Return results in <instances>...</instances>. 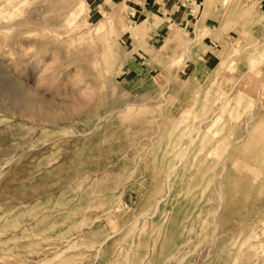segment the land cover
<instances>
[{
	"label": "rangeland",
	"instance_id": "374dc122",
	"mask_svg": "<svg viewBox=\"0 0 264 264\" xmlns=\"http://www.w3.org/2000/svg\"><path fill=\"white\" fill-rule=\"evenodd\" d=\"M78 1L15 0L28 23L0 30L4 63L39 58L0 67V264H264V12L246 4L199 85L183 59L131 78L127 0H80L61 39L41 31Z\"/></svg>",
	"mask_w": 264,
	"mask_h": 264
},
{
	"label": "crops",
	"instance_id": "0c3cea01",
	"mask_svg": "<svg viewBox=\"0 0 264 264\" xmlns=\"http://www.w3.org/2000/svg\"><path fill=\"white\" fill-rule=\"evenodd\" d=\"M223 1L127 0V16L135 27L128 45L131 78L164 72L173 60L183 59L177 76L199 85L206 83L231 50L229 45L242 33L241 20L249 9L246 4L264 12V0H234L227 7ZM233 21H237L234 26ZM223 96L213 94L206 99L218 108Z\"/></svg>",
	"mask_w": 264,
	"mask_h": 264
},
{
	"label": "bare ground",
	"instance_id": "6f19581e",
	"mask_svg": "<svg viewBox=\"0 0 264 264\" xmlns=\"http://www.w3.org/2000/svg\"><path fill=\"white\" fill-rule=\"evenodd\" d=\"M15 0H2L1 2H0V19H5V21H0V30H2V29H4V30H9V29H11V30H14L15 31V29H16V27L17 26H21L22 24H26V23H28V21L25 19V20H20V21H14V20H12L11 21V19L14 17L13 15L15 14V11H16V9L14 8L15 7V2H14ZM41 1H43V0H41ZM52 1V0H51ZM54 1H57V0H54ZM47 2V1H46ZM68 2V1H67ZM61 3V2H60ZM43 4V3H42ZM47 4V3H46ZM62 4V3H61ZM60 4V5H61ZM78 7H77V10L76 11H74V9L72 8V9H69L68 11H63V13H64V16L61 18V19H57L55 22L53 21V23H49V22H46V21H42L41 23H40V25H38L39 27H40V29H41V31H43V32H45L46 34H48V36H50V37H53L54 39H58V38H60L61 37V35L62 34H64L65 32H62V31H60L59 30V28L61 27V26H63L64 24H72L77 18H78V16H79V14H80V12L82 11V9L79 7V6H81L80 5V0L78 1ZM45 5V4H44ZM70 5V3H68V6ZM48 6V5H47ZM64 7H66L67 6V3L65 2L64 3V5H63ZM46 7V6H45ZM4 8V9H3ZM48 8V7H47ZM46 8V9H47ZM62 8V7H61ZM67 8V7H66ZM65 8V9H66ZM79 8V9H78ZM55 10V9H54ZM64 10V9H63ZM47 11H48V9H47ZM33 12V11H32ZM35 12V11H34ZM38 12V11H37ZM45 13V12H44ZM46 14H48V13H46ZM43 16V15H42ZM46 16V15H45ZM51 16V15H50ZM49 16V17H50ZM23 19H24V17H22ZM49 19V18H48ZM34 20H36L35 18H34ZM50 20H52V19H50ZM39 21H40V19H39ZM76 22V21H75ZM30 23V22H29ZM74 24V23H73ZM36 25V24H35ZM67 25V26H68ZM29 26V25H28ZM66 26V25H65ZM64 27V26H63ZM32 29V28H31ZM27 30V32H31V31H33V29L32 30ZM69 29H71V27L69 28ZM98 29H99V26L98 27H96L95 28V30L96 31H98ZM22 30H24V29H22ZM35 30V29H34ZM38 30V29H37ZM3 32V31H2ZM17 32V31H16ZM21 32V31H20ZM82 32V31H81ZM14 33V32H13ZM24 33V32H23ZM3 34V33H2ZM28 34V33H27ZM14 35H16V33H14ZM13 35V36H14ZM20 35H21V33H20ZM44 35V34H43ZM17 36V35H16ZM15 36V37H16ZM41 37V36H40ZM74 37V36H73ZM10 38H12V34H11V37ZM9 38V39H10ZM14 38V37H13ZM68 38H70V37H68ZM49 39V38H48ZM61 39V38H60ZM71 39V38H70ZM8 40V39H7ZM16 40V39H15ZM74 40H75V38H74ZM43 41V40H42ZM45 41V40H44ZM43 41V42H44ZM48 41V40H47ZM46 41V42H47ZM63 41V40H62ZM39 42V41H38ZM53 42H54V40H53ZM60 42V41H59ZM13 43H14V41H13ZM12 43V44H13ZM41 43V42H40ZM8 44H9V42H8ZM11 44V43H10ZM11 44V45H12ZM44 44V43H43ZM43 44H41L43 47H45ZM47 44V43H46ZM45 44V45H46ZM51 44V43H50ZM53 44V43H52ZM49 45V44H48ZM8 46V45H7ZM17 47V46H16ZM4 48H5V46H4ZM4 48H3V50H4ZM13 48V47H12ZM6 49V48H5ZM19 49V48H18ZM11 50V49H10ZM46 50V49H45ZM14 51V50H13ZM47 51V50H46ZM1 52H2V50H1ZM1 52H0V67L1 68H6V70L8 69V68H11V67H14V66H16L17 64H19V65H21V64H23V63H28V64H36V61H37V59H39V58H37V55H36V58H34V60L33 61H35L34 63L32 62V58L30 59V60H28L29 62H24L23 61V59H17V60H13V61H11V62H8V63H4L3 62V60L5 59L2 55H4V54H1ZM30 52V51H29ZM43 52V51H42ZM12 53H14V52H12ZM23 53V52H22ZM33 53V52H32ZM36 53V52H35ZM46 53V52H45ZM38 54H39V52H38ZM41 54H43V53H41L40 52V55ZM66 54V53H65ZM78 54V53H77ZM10 55H12V54H10ZM35 55V54H34ZM40 55H38V57H40ZM100 55V54H99ZM70 56V55H69ZM80 55L78 54V57H79ZM189 56V55H188ZM65 57V56H64ZM54 57L52 56L51 58H49V59H53ZM59 58V57H58ZM70 58V57H69ZM13 59H15V58H13ZM72 60L74 59V58H71ZM189 59V58H188ZM12 60V59H11ZM82 60V59H81ZM38 61H40V60H38ZM72 62V61H71ZM82 61H80V63H81ZM83 62H84V60H83ZM38 64V63H37ZM68 64H70V63H68ZM74 64H75V62H74ZM24 65V64H23ZM39 65V64H38ZM22 66V65H21ZM118 66V65H117ZM177 67V66H176ZM19 68H21V67H19ZM25 68V67H24ZM178 69V68H177ZM1 70V69H0ZM37 70H38V68H37ZM37 70L35 71V72H37ZM2 71V73L4 72L3 70H1ZM9 71V70H8ZM26 71V70H25ZM13 72V71H12ZM1 73V72H0ZM5 73H7L6 71H5ZM9 73V72H8ZM15 73V72H14ZM27 73V72H26ZM16 77V76H15ZM41 77V76H40ZM38 79V78H37ZM40 79V78H39ZM242 79V78H241ZM25 82V81H24ZM126 82V81H125ZM239 83V82H238ZM27 84V83H26ZM16 85V84H15ZM6 86H7V84H6ZM5 86V87H6ZM176 86V85H175ZM178 86V85H177ZM234 86V85H233ZM12 87V86H11ZM167 87H168V85H167ZM173 87V86H172ZM14 88V87H13ZM173 88H175V87H173ZM177 88V87H176ZM221 88V87H220ZM12 89V88H11ZM226 94V93H225ZM1 95V94H0ZM170 95V94H169ZM173 95H175V94H173ZM167 96V95H166ZM4 97V96H3ZM168 97V96H167ZM226 98V97H225ZM158 99V98H157ZM159 99H160V97H159ZM16 100H17V102H18V105H20V106H30V105H36V102H34V100L32 99V97L30 96V95H28L27 94V91L25 90V88L22 86L18 91H17V93H16ZM174 100H175V98H174ZM150 101H151V99H150ZM167 101V100H166ZM139 102V101H138ZM148 102V101H147ZM152 102V101H151ZM150 103V102H149ZM159 103V102H158ZM206 104V103H205ZM123 105V104H122ZM196 105V104H195ZM126 106V105H125ZM151 106H152V104H151ZM172 106V105H171ZM10 108V107H9ZM109 108V107H108ZM112 108V107H111ZM137 108V107H136ZM8 109V108H7ZM164 109V108H163ZM198 109H199V107H198ZM197 109V110H198ZM162 110V109H161ZM251 110V109H250ZM122 111V110H121ZM111 112V111H110ZM109 112V113H110ZM120 112V111H119ZM10 113V112H9ZM108 113V112H107ZM108 113V114H109ZM198 113V112H197ZM222 113V112H221ZM250 113V112H249ZM106 114V113H105ZM186 115V114H185ZM213 115H215V114H213ZM187 116V115H186ZM106 117H107V115H106ZM160 117V116H159ZM189 117V116H188ZM191 117V116H190ZM156 119V118H155ZM230 119V118H229ZM247 119H249V118H247ZM252 119V118H251ZM102 120H103V118H102ZM238 120V119H237ZM236 120V123L239 121H237ZM210 121V120H209ZM248 121V120H247ZM185 122V121H184ZM251 122V121H250ZM177 123V122H176ZM97 124V123H96ZM201 125V124H200ZM42 127V126H41ZM200 127V126H199ZM243 127H245V126H243ZM95 128V127H94ZM93 128V129H94ZM246 128V127H245ZM198 131V130H197ZM90 133V132H89ZM198 133V132H197ZM181 134V133H180ZM84 135V134H83ZM148 136V135H147ZM78 137V136H77ZM151 137H152V135H151ZM190 138V137H189ZM242 138V137H241ZM149 139V138H148ZM241 140V139H240ZM149 141V140H148ZM153 141V140H152ZM151 143V142H150ZM191 143V142H190ZM235 144H237V143H235ZM167 145H168V143H167ZM188 146V145H187ZM178 147H180V146H178ZM181 148V147H180ZM232 148H233V146H232ZM188 148H186V150H187ZM189 150V149H188ZM184 152H186L187 153V151H184ZM183 152V153H184ZM182 153V154H183ZM226 154V153H225ZM224 154V155H225ZM185 155V154H184ZM226 156V155H225ZM6 161V160H5ZM13 160L11 159V162H12ZM180 162V161H179ZM223 163L224 162H222L221 164L223 165ZM181 164V163H180ZM180 164H178V166L180 165ZM6 166V165H5ZM4 166V167H5ZM217 167V166H216ZM175 170V169H174ZM173 170V171H174ZM223 170V169H222ZM170 173V172H169ZM170 179V178H169ZM220 179V178H219ZM168 181V180H167ZM217 181V180H216ZM218 183V182H217ZM219 185H221V184H219ZM167 186H168V183H167ZM214 186V185H213ZM14 188V187H13ZM220 189V188H219ZM166 190H167V188H166ZM215 190V189H214ZM233 191V190H232ZM220 192V191H219ZM218 192V193H219ZM166 195V194H165ZM4 197H5V195H4ZM221 197V196H220ZM221 200V199H220ZM162 201H164V200H162ZM219 203H220V201H219ZM25 205V204H24ZM219 205V204H218ZM157 209V208H156ZM156 209H155V212H156ZM264 212V211H263ZM199 213V212H198ZM261 213V212H260ZM164 214V213H163ZM217 214V213H216ZM155 214H153L152 216H154ZM144 216V215H143ZM143 216H142V218H143ZM205 216V215H204ZM252 217V216H251ZM139 218V217H138ZM150 218H151V216H150ZM167 218V217H166ZM264 218V217H263ZM214 219H215V217H214ZM246 219V218H245ZM141 220V219H140ZM244 220V219H243ZM248 220V219H247ZM143 221V220H142ZM165 221V220H164ZM245 221V220H244ZM255 222V221H254ZM241 223H246V222H242L241 221ZM214 224V223H213ZM198 225V224H197ZM256 225V224H255ZM264 225V224H263ZM262 225V226H263ZM218 226V225H217ZM248 226V225H247ZM250 226V225H249ZM213 227V226H212ZM242 227V226H241ZM219 228V227H218ZM217 230V229H216ZM215 229H214V233L215 232H217ZM234 233V232H233ZM217 234H218V232H217ZM224 234V233H223ZM116 235V234H115ZM115 235H113V236H115ZM220 235V234H219ZM229 236V235H228ZM258 236V235H257ZM257 236L255 237V238H257ZM211 237H212V235H211ZM261 237H263V236H261ZM221 238V237H220ZM243 238V237H242ZM249 238V237H248ZM106 239H110L109 237H107ZM106 239L104 240L105 241V243H106ZM252 239V238H251ZM254 239V238H253ZM244 240V239H243ZM103 241V242H104ZM210 241H211V238H210ZM214 241H216V240H214ZM252 241V240H251ZM254 241V240H253ZM259 241V240H258ZM67 242V241H66ZM208 242V241H207ZM109 243V242H108ZM212 243H213V240H212ZM211 242H210V245L212 244ZM252 243V242H251ZM215 244V243H214ZM255 244V243H254ZM215 246V245H214ZM244 246V245H243ZM243 248V247H242ZM64 249V248H63ZM101 249V248H100ZM207 249H208V247H207ZM249 249V248H248ZM256 249V248H255ZM261 249V248H260ZM99 250V249H98ZM253 250V249H252ZM100 251V250H99ZM183 251V250H182ZM209 251V250H208ZM237 251V250H236ZM244 251V250H243ZM98 252V251H97ZM101 252H102V250H101ZM241 252V251H240ZM180 253V252H179ZM255 254V253H254ZM264 254V253H263ZM209 255V253L207 254V256ZM96 256V257H95ZM94 257L95 258H97V255H95ZM179 256V255H178ZM59 257V256H58ZM86 257H88V256H86ZM187 257V256H186ZM210 257V256H209ZM241 257V256H240ZM99 258V257H98ZM97 258V259H98ZM57 258H55L54 260H56ZM88 259V258H87ZM93 259V258H92ZM247 260H248V258H246ZM86 260V259H85ZM96 260V259H95ZM215 260V259H214ZM95 262V261H94ZM92 263V262H91ZM240 263V262H239ZM243 263V262H242ZM13 264H17L16 262H14ZM26 264H27V262H26Z\"/></svg>",
	"mask_w": 264,
	"mask_h": 264
}]
</instances>
